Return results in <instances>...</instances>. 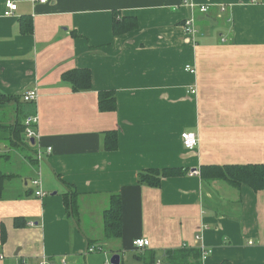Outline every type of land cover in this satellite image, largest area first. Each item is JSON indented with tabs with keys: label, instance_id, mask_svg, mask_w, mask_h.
Returning a JSON list of instances; mask_svg holds the SVG:
<instances>
[{
	"label": "crops",
	"instance_id": "obj_1",
	"mask_svg": "<svg viewBox=\"0 0 264 264\" xmlns=\"http://www.w3.org/2000/svg\"><path fill=\"white\" fill-rule=\"evenodd\" d=\"M7 1L17 6L10 17ZM191 17L194 35L184 30ZM115 18L137 29L115 35ZM79 70L90 85L74 91L64 75ZM33 89L37 100L24 102ZM100 92L114 94L113 111L99 109ZM3 98L0 125L36 115L38 137L26 143L22 132L30 150L0 142V264H111L115 255L169 264L165 253L184 247L208 251L200 264H264V190L201 177L202 168L264 165V0H0ZM184 132L198 137L191 151ZM163 169L181 173L159 187L138 180ZM112 195L118 238L103 222ZM136 239L149 246L134 248Z\"/></svg>",
	"mask_w": 264,
	"mask_h": 264
},
{
	"label": "trees",
	"instance_id": "obj_2",
	"mask_svg": "<svg viewBox=\"0 0 264 264\" xmlns=\"http://www.w3.org/2000/svg\"><path fill=\"white\" fill-rule=\"evenodd\" d=\"M137 29V22L132 18H115L113 21V31L115 35H121L127 32H132ZM31 31L30 22L24 29V33ZM64 79L71 81L74 91L87 90L90 85V73L86 70L74 71L66 73ZM11 100V99H10ZM8 98H3L0 101V105H6V101H10ZM17 100V99H16ZM98 106L101 111H113L115 109V98L112 92H100L98 94ZM25 130L23 124L16 122L13 125L3 126L0 125V142L7 143L10 147H21L32 149L29 145H23L20 142V136ZM106 144V150L113 151L117 147V136L115 132H107L104 134ZM33 151V150H31ZM33 153V152H32ZM32 158V155H31ZM213 172V174H211ZM181 172L177 169H163L152 170L144 173H140L138 180L142 184H146L151 187H159L161 179L165 177H171L179 175ZM212 178H219L227 181L233 187H239L241 183L248 185L254 191L264 190V165H231L224 168H202L201 177L207 178L208 175ZM6 176L0 172V194L3 189ZM65 199V207L68 211L76 212V204L74 200ZM103 222L106 235H110L118 238L120 236V205L117 195H112L108 208L103 213ZM15 226L19 227L18 220H15ZM190 254V255H189ZM167 262L169 264H200L201 252L192 248H181L179 250L167 251L165 253ZM187 255L192 257V262H188ZM145 264H154V258H150L144 261ZM221 264H230L223 262Z\"/></svg>",
	"mask_w": 264,
	"mask_h": 264
},
{
	"label": "built area",
	"instance_id": "obj_3",
	"mask_svg": "<svg viewBox=\"0 0 264 264\" xmlns=\"http://www.w3.org/2000/svg\"><path fill=\"white\" fill-rule=\"evenodd\" d=\"M33 3H38V4H47L49 2V0H32ZM192 7V5H191ZM5 12H4V16L6 17H10L14 14V12L17 10V6L15 3H12L10 1H7L5 3ZM208 6H200L198 8V11L201 14H205L208 11ZM223 12L225 11V8L221 9ZM195 20L193 17L187 19L184 21V30L186 32V34L188 35H194L195 34ZM186 71L190 72L191 74L195 73V70L193 68H191L190 66H186ZM37 91L36 89L30 90L25 92V94H23L22 96V100L26 103H34L37 100ZM38 123V118L36 115H33L31 117H28L24 123L25 125V137H24V141L26 143H30L31 141H34L38 136L36 134V130L35 127ZM181 142H182V146L186 149V150H193L197 145H198V137L195 133L193 132H184L181 134ZM51 149L48 148L47 149V153H50ZM197 172L193 171L191 172L189 175L193 176L196 175ZM31 185L37 189V191L34 193L36 197H42L45 194L42 192L41 188H40V180H32ZM196 239H199V237L196 236ZM133 246L136 249H144L145 247L149 246V241L146 239H136L133 241ZM95 251H101V250H97L94 248H89L88 252L92 253ZM200 252H201V259L205 260L207 255H208V251L204 248L201 247L200 248ZM3 257L0 256V260H2ZM39 264H55L52 262H49L46 258L42 257L41 260L39 261ZM62 264H65V261L62 260ZM109 264V263H107ZM155 264H160V262H156Z\"/></svg>",
	"mask_w": 264,
	"mask_h": 264
},
{
	"label": "water",
	"instance_id": "obj_4",
	"mask_svg": "<svg viewBox=\"0 0 264 264\" xmlns=\"http://www.w3.org/2000/svg\"><path fill=\"white\" fill-rule=\"evenodd\" d=\"M33 144V142H31ZM120 257L118 255H115L111 259V264H119Z\"/></svg>",
	"mask_w": 264,
	"mask_h": 264
},
{
	"label": "rangeland",
	"instance_id": "obj_5",
	"mask_svg": "<svg viewBox=\"0 0 264 264\" xmlns=\"http://www.w3.org/2000/svg\"><path fill=\"white\" fill-rule=\"evenodd\" d=\"M27 150H30V149H27ZM1 162H2V161L0 160V165H1ZM0 170H2L1 166H0ZM124 264H125V263H124Z\"/></svg>",
	"mask_w": 264,
	"mask_h": 264
}]
</instances>
